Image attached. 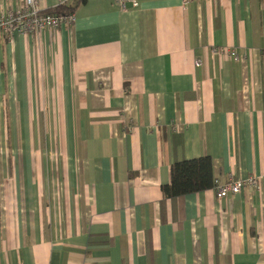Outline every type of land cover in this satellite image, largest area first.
<instances>
[{
    "label": "crops",
    "instance_id": "crops-1",
    "mask_svg": "<svg viewBox=\"0 0 264 264\" xmlns=\"http://www.w3.org/2000/svg\"><path fill=\"white\" fill-rule=\"evenodd\" d=\"M137 1L0 39V264H264V0ZM202 155L259 185L165 196Z\"/></svg>",
    "mask_w": 264,
    "mask_h": 264
},
{
    "label": "built area",
    "instance_id": "built-area-1",
    "mask_svg": "<svg viewBox=\"0 0 264 264\" xmlns=\"http://www.w3.org/2000/svg\"><path fill=\"white\" fill-rule=\"evenodd\" d=\"M190 0H182L183 5H187ZM122 10L128 7H136L137 0H115ZM75 16L69 13H50L41 9L37 0H25L24 4L18 8H10L0 11V39H11L14 34H29L59 27L62 24L73 23ZM234 58H238L235 50H224ZM196 65L200 61L196 59ZM259 180L255 175H249L237 179L213 178V188L219 198L234 196L244 187H257Z\"/></svg>",
    "mask_w": 264,
    "mask_h": 264
},
{
    "label": "trees",
    "instance_id": "trees-1",
    "mask_svg": "<svg viewBox=\"0 0 264 264\" xmlns=\"http://www.w3.org/2000/svg\"><path fill=\"white\" fill-rule=\"evenodd\" d=\"M72 9L65 4L47 10L50 13H69ZM212 160L208 155L175 161L170 165V181L162 185L167 197H178L187 193L212 188Z\"/></svg>",
    "mask_w": 264,
    "mask_h": 264
}]
</instances>
